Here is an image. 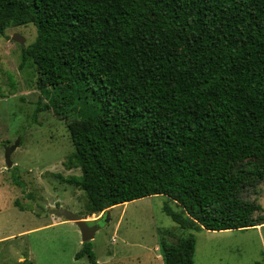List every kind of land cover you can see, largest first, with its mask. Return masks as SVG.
Masks as SVG:
<instances>
[{
  "label": "trees",
  "instance_id": "16d2710c",
  "mask_svg": "<svg viewBox=\"0 0 264 264\" xmlns=\"http://www.w3.org/2000/svg\"><path fill=\"white\" fill-rule=\"evenodd\" d=\"M29 23L20 66L72 106L65 166L80 174L61 179L88 214L164 195L186 229L264 223L246 197L264 181V0H0V35ZM194 248L159 239L163 264H193ZM83 256L97 264L91 241Z\"/></svg>",
  "mask_w": 264,
  "mask_h": 264
},
{
  "label": "rangeland",
  "instance_id": "374dc122",
  "mask_svg": "<svg viewBox=\"0 0 264 264\" xmlns=\"http://www.w3.org/2000/svg\"><path fill=\"white\" fill-rule=\"evenodd\" d=\"M14 33L25 38L24 46L11 40ZM35 38L30 23L7 27L0 35V264H90L86 256L75 258L81 234L74 222L52 213L57 207L76 213L88 225L101 224L91 241L97 264H163L159 239L174 243L182 236L195 241L193 264H264V223L246 230L210 231L190 220L186 229L165 214L167 206L180 220L187 218L164 195L108 208L107 221V209L88 214L84 193L61 179L80 174L78 168L65 166L73 152L66 127L76 118L72 106L56 96L57 89H38L33 65L20 66L21 48ZM60 103L63 110L57 108ZM18 138L12 166L7 167L4 147ZM246 197L264 211V181ZM153 251L160 260H153Z\"/></svg>",
  "mask_w": 264,
  "mask_h": 264
},
{
  "label": "water",
  "instance_id": "95a60500",
  "mask_svg": "<svg viewBox=\"0 0 264 264\" xmlns=\"http://www.w3.org/2000/svg\"><path fill=\"white\" fill-rule=\"evenodd\" d=\"M11 40L18 43L21 46L25 45V38L22 37L18 33H14L11 36ZM20 139L18 138L12 145L5 146L4 147V157H5V163L7 167L12 166V162L10 160L11 153L14 151V149L19 145ZM52 213L55 215L64 218L65 220L72 221L76 224V226L79 229V232L81 234V242H90L94 239L95 233L101 228V224L94 223L92 225H88V223L80 218L79 215L72 211H68L62 207L52 208ZM110 211L107 209L104 211V221H107L109 217Z\"/></svg>",
  "mask_w": 264,
  "mask_h": 264
},
{
  "label": "crops",
  "instance_id": "0c3cea01",
  "mask_svg": "<svg viewBox=\"0 0 264 264\" xmlns=\"http://www.w3.org/2000/svg\"><path fill=\"white\" fill-rule=\"evenodd\" d=\"M67 221H68V220H67ZM70 222H72V221H70ZM258 226H259V225H258ZM258 226H256V227H258ZM254 228H255V227H254ZM81 243H82V242H81ZM81 246H82V244H81ZM80 248H81V247H80ZM152 255H153L152 257H153V260H154V261H157V260L162 259V258L159 259V257H158L159 255L157 256V254L155 253V251H153V254H152Z\"/></svg>",
  "mask_w": 264,
  "mask_h": 264
}]
</instances>
